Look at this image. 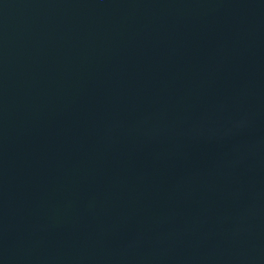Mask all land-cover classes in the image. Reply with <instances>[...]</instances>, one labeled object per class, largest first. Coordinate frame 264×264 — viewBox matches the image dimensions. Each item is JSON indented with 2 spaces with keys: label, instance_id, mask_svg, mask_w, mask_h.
<instances>
[{
  "label": "water",
  "instance_id": "95a60500",
  "mask_svg": "<svg viewBox=\"0 0 264 264\" xmlns=\"http://www.w3.org/2000/svg\"><path fill=\"white\" fill-rule=\"evenodd\" d=\"M0 264H264V0H0Z\"/></svg>",
  "mask_w": 264,
  "mask_h": 264
}]
</instances>
